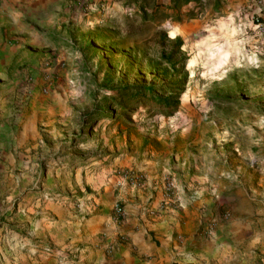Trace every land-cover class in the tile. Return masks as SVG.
I'll list each match as a JSON object with an SVG mask.
<instances>
[{
	"label": "rangeland",
	"instance_id": "374dc122",
	"mask_svg": "<svg viewBox=\"0 0 264 264\" xmlns=\"http://www.w3.org/2000/svg\"><path fill=\"white\" fill-rule=\"evenodd\" d=\"M226 1L217 0L214 14L181 38V50L187 57L186 80L176 109L169 115L165 112L171 109L152 104L150 99L148 103L138 98L118 103L113 92L124 86L169 88L180 78L176 68L159 61L162 49L153 36L162 30L167 40L175 38L172 23L177 16L165 15L163 10L146 13L141 32L127 34L125 24L136 26L144 14L141 9L136 11L134 1L122 13L96 10L103 17L87 31L71 29L70 33L82 35L69 49L76 57L67 64V77L55 75L62 64L56 66L51 55L38 65L37 79L30 76L35 65L26 56L1 64L0 264H24L27 257L20 247L21 238L34 230L26 216L35 219L43 202L67 197L40 185L45 161L37 154L43 148V136L64 138H50L43 150L62 151L72 168L103 165L108 161H101L103 153L115 152L110 143L117 139L119 145L124 137L139 153L150 148L165 157L176 155L178 163L191 170L187 162H196L212 186L218 184L225 190L228 185H241L250 198L264 201V0H246L234 12L231 5L235 1ZM205 6L206 0L196 2L193 14L185 19H200ZM128 9L131 16L126 15ZM80 20L83 23L84 17ZM51 71L55 74L48 77ZM38 85L43 91L49 85L59 86L48 104L50 119L58 123L51 128L37 124L34 131L39 138L30 142L24 119L31 90ZM44 113L37 119H45ZM31 145L36 146L33 164L39 171L25 178L22 156ZM31 208L32 213H27Z\"/></svg>",
	"mask_w": 264,
	"mask_h": 264
},
{
	"label": "crops",
	"instance_id": "0c3cea01",
	"mask_svg": "<svg viewBox=\"0 0 264 264\" xmlns=\"http://www.w3.org/2000/svg\"><path fill=\"white\" fill-rule=\"evenodd\" d=\"M78 1L0 0V66L26 56L35 65L30 76L38 77V65L51 55L62 68L56 74L48 72V77L52 73L67 77V64L76 57L69 49L82 35L70 33L71 29L84 32L100 21L103 15L94 7L99 2L106 13H122L134 1L137 12L163 10L165 15L177 16L172 37L180 39L201 27L214 14L217 2L206 0L201 18L187 20L193 6L202 0L178 2L176 6L171 0H89L93 9L81 23L75 7ZM227 1H235L230 4L234 12L246 0ZM159 3L161 6L156 7ZM48 87L43 91L38 85L31 90L24 119L30 142L39 138L34 131L37 124L51 128L58 123L50 119L48 104H52L54 88L59 86ZM40 112H45V119H37ZM45 132L50 133L48 129ZM50 138L64 140L58 135L43 136V148L39 147L37 154L45 161L40 185L67 197L43 202L35 219L26 216L28 223H34V230L21 238L20 247L27 257L24 264H54L53 258L40 255L39 249L66 244L83 250L80 264H264V201L250 198L243 186L228 185L225 190L218 184L212 186L196 162L186 161L191 170L183 168L176 155L165 157L150 148L139 153L124 137L119 145L117 139L110 143L115 152L103 153L101 161L108 159L103 165L72 168L65 163L62 151L43 150ZM35 148L31 145L23 151L21 172L25 178L29 172L39 171L33 164L37 160L33 157ZM170 177L177 183L195 182L199 193L193 199L184 195L181 208L159 211L163 181ZM115 206L121 207L120 216L114 213ZM32 208L27 213H32ZM209 226L213 229L207 235ZM31 253L35 254L32 258Z\"/></svg>",
	"mask_w": 264,
	"mask_h": 264
},
{
	"label": "trees",
	"instance_id": "16d2710c",
	"mask_svg": "<svg viewBox=\"0 0 264 264\" xmlns=\"http://www.w3.org/2000/svg\"><path fill=\"white\" fill-rule=\"evenodd\" d=\"M189 1L195 0H171L173 6H176L178 2L185 4ZM146 13L144 12L141 17L140 22L133 26L132 24H125L124 31L127 34H134L141 32V26L143 21L146 18ZM131 16V15H130ZM128 19V18H127ZM126 20V19H125ZM132 21H136L135 18H132ZM134 23V22H133ZM153 36L156 38V42L159 47L162 49L158 54V59L162 65L171 67L172 69L176 68L177 73L180 74L179 80L171 84L169 88L159 86L155 88L154 86H124L113 90L115 96L119 99L118 103L135 101L137 98L144 103H148L147 99H150L152 104H161L164 109H171L170 112H165L166 115L175 111V107L178 103V98L182 92L184 81L186 80V74L184 73V66L187 60L185 53L181 50L182 41L180 38L175 37L172 40L166 39V34L162 30H157L154 32ZM163 96V98H158Z\"/></svg>",
	"mask_w": 264,
	"mask_h": 264
},
{
	"label": "built area",
	"instance_id": "2783aa9c",
	"mask_svg": "<svg viewBox=\"0 0 264 264\" xmlns=\"http://www.w3.org/2000/svg\"><path fill=\"white\" fill-rule=\"evenodd\" d=\"M92 3L89 0H79L76 7L80 17L86 16L92 8ZM95 10L104 11L105 6L102 3H96L94 5ZM130 9L126 10V15H130ZM139 178V177H138ZM163 198L159 206V211H165L167 209H178L183 206V196L187 195L190 199L198 196V188L194 184L181 185L175 183L172 179L167 178L163 181ZM158 211V212H159ZM114 213L117 216L122 214V209L119 206H115ZM212 230L206 229V234L210 235ZM40 255L53 258L54 264H80V258L83 255V250L76 246L64 245L63 247L56 248L48 245H43L39 249Z\"/></svg>",
	"mask_w": 264,
	"mask_h": 264
}]
</instances>
